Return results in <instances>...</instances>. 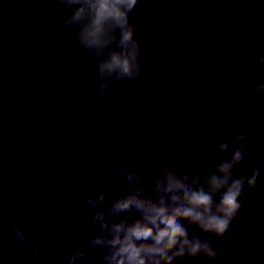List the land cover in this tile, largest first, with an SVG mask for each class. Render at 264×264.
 I'll list each match as a JSON object with an SVG mask.
<instances>
[{
	"label": "water",
	"instance_id": "obj_1",
	"mask_svg": "<svg viewBox=\"0 0 264 264\" xmlns=\"http://www.w3.org/2000/svg\"><path fill=\"white\" fill-rule=\"evenodd\" d=\"M145 4L154 22L145 25L133 13L144 38L145 74L114 84L102 106L92 80L95 61L76 45L75 29L63 26L66 9L28 8L17 0L0 13V48L12 57L0 64L3 264H48L49 256L66 264L98 227L78 206L85 194H74L72 185L83 177L99 190V171L118 169L124 159L141 171L158 166V156L179 171L207 170L221 135L234 143L246 129L256 140L246 163L256 161L264 172V138L256 137L264 112L252 88L264 81V70L255 67L264 52V7L256 0ZM249 104L256 107L251 123L233 119L234 110ZM114 115L135 131L111 129ZM120 147L124 155L117 158ZM243 201V223L234 224L225 241L229 253L218 264H264V178ZM12 224L32 229L34 241L47 249L40 261L6 238ZM99 254L91 250L82 264H96Z\"/></svg>",
	"mask_w": 264,
	"mask_h": 264
},
{
	"label": "clouds",
	"instance_id": "obj_2",
	"mask_svg": "<svg viewBox=\"0 0 264 264\" xmlns=\"http://www.w3.org/2000/svg\"><path fill=\"white\" fill-rule=\"evenodd\" d=\"M16 3L17 0H0V13ZM23 3L28 8L67 10L61 17L62 24L75 29L76 45L95 61L92 80L101 106L112 96L114 84L144 76V38L137 34L133 13L145 25L156 20L145 0ZM256 3L264 7V0ZM10 63L12 57L0 48V64ZM255 67L264 70V52L256 56ZM252 88L259 111L264 112V81L254 83ZM232 116L251 123L256 107L249 104L246 111L234 110ZM108 126L135 131L119 115H114ZM256 137L264 138V128L256 131ZM149 138L144 132L143 139ZM216 150L218 156L207 170L190 167L179 171L172 161L158 156V166L143 171L133 167L131 159H124L118 169L100 170L99 190L83 177L77 180L72 185L73 193L85 194L80 195L78 206L98 227L72 250L66 264H82L95 249L100 250L96 264H218L229 253L225 241L234 224L243 223L244 193L258 188L264 172L256 161L246 163L256 150V140L246 129L235 136L234 143L222 134ZM123 155V147L117 148L115 156ZM241 165H245L242 170ZM33 236L31 228L12 224L6 238L19 241L30 251L31 259L38 262L47 249ZM48 264H56V258L49 256Z\"/></svg>",
	"mask_w": 264,
	"mask_h": 264
}]
</instances>
